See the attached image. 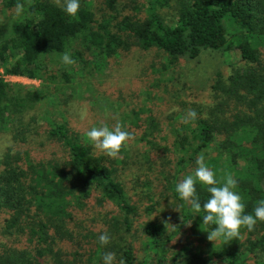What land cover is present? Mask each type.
<instances>
[{
    "label": "trees",
    "instance_id": "trees-1",
    "mask_svg": "<svg viewBox=\"0 0 264 264\" xmlns=\"http://www.w3.org/2000/svg\"><path fill=\"white\" fill-rule=\"evenodd\" d=\"M171 1L146 0L144 17L125 15L111 31L107 18L95 29L91 27L95 19L87 2H80L78 15L70 17L54 3L34 0L29 13L14 23L12 34L0 41V66L15 57L5 66V74L54 80L56 75L49 72L44 56L64 52L80 34L97 49L99 65L128 47L131 39L143 49L161 50L173 65L180 57L193 58L206 49L226 51L230 38L241 42L244 37L241 62L232 66L226 79L216 74L215 107L201 112L195 126L192 123L175 139L179 155L163 179L177 202L178 222L168 230L161 222L147 221L141 230L150 250L149 264H211L215 258L224 264H264V222L257 221L252 231L242 227L244 241L241 235L227 243L209 241L208 231L216 225H204L205 213H195L175 191L180 174L206 154L205 164L218 181L223 183L229 173L237 180L235 191L242 197L245 214L254 215L257 202L264 199V0H174L175 16L168 20L160 12ZM13 3L17 2L7 1ZM231 20L227 27L225 23ZM62 76L68 81L67 72ZM41 99L40 93L0 76V130H12L15 140L24 141L17 126ZM231 103L235 112L224 114ZM48 135L60 143L62 154L41 158L30 149V153L14 154L8 150L0 159V264H73L68 249L74 235L67 230L74 229L70 226L86 217V212L95 215L100 209L116 207L122 212L124 231L133 232L136 210L127 195V170L95 154L69 130L67 122L50 118ZM196 189L203 205L210 194L199 182ZM97 221L94 225L104 228ZM188 223L193 234L206 241L205 246L173 250L172 240ZM121 251L124 264H133V247L124 246ZM250 258L252 262L247 263ZM119 262L115 259L114 264Z\"/></svg>",
    "mask_w": 264,
    "mask_h": 264
},
{
    "label": "rangeland",
    "instance_id": "rangeland-1",
    "mask_svg": "<svg viewBox=\"0 0 264 264\" xmlns=\"http://www.w3.org/2000/svg\"><path fill=\"white\" fill-rule=\"evenodd\" d=\"M7 1L0 0V41L12 34L14 23L29 13L28 7L34 0H15L23 5L20 15L15 12L17 3L8 5ZM46 1L54 3L53 0ZM80 2H87L94 13L93 29L107 18L110 30L115 31L116 23L125 15L144 17L146 0ZM174 8L175 1L172 0L171 6L160 13L171 20L175 16ZM231 22L227 21L226 26L230 27ZM230 41L231 46L226 51L206 49L193 58L180 57L175 64L169 65L164 52L156 48L143 49L131 39L128 47L120 48L99 65L97 49L80 34L72 39L64 52L44 56L49 72L56 75L54 80H29L5 74V66L11 65L15 57H8L6 65L0 66V76L5 80L42 96L34 107L25 112L23 123L17 126L21 130L19 134L23 132L25 136L24 141L15 140L12 130H0V159L8 150L14 154L16 151L29 152L27 149H30L34 156L41 158H51L56 152L62 154L60 143L48 135L49 120L53 118L57 122H67L69 130L106 162H116L127 170V195L136 210L133 232L124 231L120 224L122 212L116 207L100 209L95 215L86 212V217L70 226L74 229L67 230L70 234L73 231L74 235V244L68 249V260L73 264H103L106 252L115 253V259L120 261L123 256L121 250L128 245L134 249L133 264H149L150 250L144 245L143 224L147 221L161 222L171 230L179 220L177 202L166 189L163 177L179 155L175 139L193 123L180 121L189 109L201 116L205 110L215 107L213 90L216 74L221 73L226 79L232 66L241 62L240 45H244L245 38L240 42L232 37ZM65 52L75 60L74 64L62 63L61 56ZM63 72H67L68 81L63 78ZM235 110L231 103L223 112L229 115ZM118 121L124 130L132 133V138L122 147L118 158H110L94 148L85 133L103 124L112 128ZM17 143L19 147L15 146ZM196 167L194 164L187 168L180 174V180L194 174ZM97 218L105 224L104 228H100V223L94 225ZM105 231L113 236L107 245H101L98 237ZM245 238V234L241 235L240 241ZM172 244L173 250H185L195 246L203 248L206 241L196 237L188 223ZM250 262L251 258L247 260ZM211 264L224 262L215 258Z\"/></svg>",
    "mask_w": 264,
    "mask_h": 264
},
{
    "label": "clouds",
    "instance_id": "clouds-1",
    "mask_svg": "<svg viewBox=\"0 0 264 264\" xmlns=\"http://www.w3.org/2000/svg\"><path fill=\"white\" fill-rule=\"evenodd\" d=\"M53 2L70 17L78 15L80 0H63V2L62 0H53ZM22 11L23 5L17 3L15 5L16 14L20 15ZM61 60L66 65L75 63V60L67 52L62 54ZM196 119V111L189 109L180 122L187 124ZM193 126H195L194 123ZM85 135L94 148L110 158H118L122 147L132 138V133L124 130L119 121L112 128H109L107 124L92 127ZM196 165L194 174L187 175L176 183L175 191L179 198L185 201L195 213L199 214L201 211L205 213L202 216L204 225H216L211 231H208L207 239L209 241L216 242L222 239L227 243L234 238L239 239L242 227L252 231L257 221L264 222V199L257 202L254 215L245 214V204L242 202V197L235 191L238 182L233 175L226 174L223 183L218 181L214 171L205 164L202 154L197 157ZM198 182L206 186L207 192L210 194L203 205H201L197 195L196 184ZM110 239L109 234L105 231L99 235L98 242L101 245H107ZM102 259L103 264H114L115 253L106 252ZM119 264H124L123 259L120 260Z\"/></svg>",
    "mask_w": 264,
    "mask_h": 264
},
{
    "label": "built area",
    "instance_id": "built-area-1",
    "mask_svg": "<svg viewBox=\"0 0 264 264\" xmlns=\"http://www.w3.org/2000/svg\"><path fill=\"white\" fill-rule=\"evenodd\" d=\"M13 77H17V78H27V77H24V76H21V75H15V74H13ZM27 79H29V80H32V79H30V78H27ZM18 80V79H17Z\"/></svg>",
    "mask_w": 264,
    "mask_h": 264
}]
</instances>
